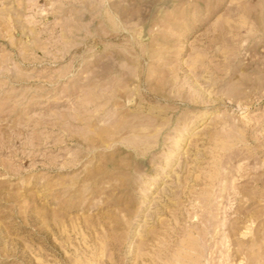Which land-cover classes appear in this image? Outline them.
Returning a JSON list of instances; mask_svg holds the SVG:
<instances>
[{
	"label": "rangeland",
	"instance_id": "obj_1",
	"mask_svg": "<svg viewBox=\"0 0 264 264\" xmlns=\"http://www.w3.org/2000/svg\"><path fill=\"white\" fill-rule=\"evenodd\" d=\"M0 264H264V0H0Z\"/></svg>",
	"mask_w": 264,
	"mask_h": 264
},
{
	"label": "bare ground",
	"instance_id": "obj_2",
	"mask_svg": "<svg viewBox=\"0 0 264 264\" xmlns=\"http://www.w3.org/2000/svg\"><path fill=\"white\" fill-rule=\"evenodd\" d=\"M126 57V56H125ZM129 120V119H128ZM116 131V130H115ZM123 132H125V131H123ZM197 241V240H196ZM205 263V262H204Z\"/></svg>",
	"mask_w": 264,
	"mask_h": 264
}]
</instances>
